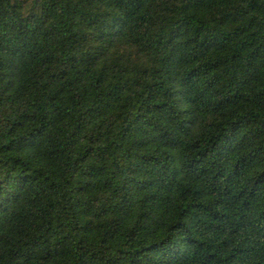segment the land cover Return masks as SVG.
Wrapping results in <instances>:
<instances>
[{"label":"trees","instance_id":"1","mask_svg":"<svg viewBox=\"0 0 264 264\" xmlns=\"http://www.w3.org/2000/svg\"><path fill=\"white\" fill-rule=\"evenodd\" d=\"M0 264H264V0H0Z\"/></svg>","mask_w":264,"mask_h":264}]
</instances>
